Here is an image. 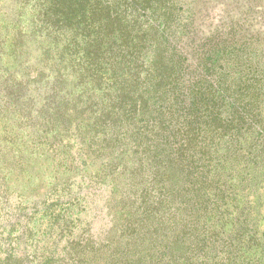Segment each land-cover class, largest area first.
I'll return each instance as SVG.
<instances>
[{"label": "rangeland", "instance_id": "obj_1", "mask_svg": "<svg viewBox=\"0 0 264 264\" xmlns=\"http://www.w3.org/2000/svg\"><path fill=\"white\" fill-rule=\"evenodd\" d=\"M152 1L126 28L102 22L99 0H0L13 264H78L83 228L116 247L131 205L200 220L198 264H264V0Z\"/></svg>", "mask_w": 264, "mask_h": 264}, {"label": "trees", "instance_id": "obj_2", "mask_svg": "<svg viewBox=\"0 0 264 264\" xmlns=\"http://www.w3.org/2000/svg\"><path fill=\"white\" fill-rule=\"evenodd\" d=\"M146 1L147 5L153 4L152 0ZM141 5L140 0H118L114 6H112L110 1L99 0L97 3V13L106 11L102 22L116 21L115 23H118L120 26L129 28L138 22ZM152 30L157 31V26L153 25ZM113 36H116V33L111 38ZM118 40L119 38L116 39V42ZM156 41L158 42V39L155 36L151 44L153 48L158 49ZM149 62L151 63L152 59H149ZM124 199H128V196ZM54 207L57 208V204ZM72 207H75V205H72ZM70 211H72V208ZM67 216H71V212H67L65 224L67 233H72V221H68ZM59 220L60 218L53 219V223H59ZM166 220L163 216L145 219L140 214V207L136 208L135 205L129 206L124 213L120 225L115 228L118 246L114 248H111V245L108 244L109 239L107 234L105 236H94V234H91L89 228H83L79 236L80 247L85 255V259L81 255L77 263L148 264L147 262H149L150 264H198L200 256L199 258L197 256L206 251L210 245H207L208 241L205 235H203L204 226L201 228L202 223L200 220L190 218L188 222L185 221L186 223L183 224V229L177 228L178 223L175 220L172 221L171 219L167 223ZM13 230L14 228L11 231L9 229L7 232L6 239H9L8 248H4L3 251L1 250L2 247H0V264H13V257H15V253L13 252L16 248L11 243ZM25 232H28V227H26L23 233ZM22 236L27 243L29 239L31 242L35 240L33 235L26 236L22 234ZM88 243L95 250L90 258L87 257V252H85L86 248L83 249V246ZM3 252L6 253L4 257L1 255ZM194 259H197V262H194Z\"/></svg>", "mask_w": 264, "mask_h": 264}]
</instances>
